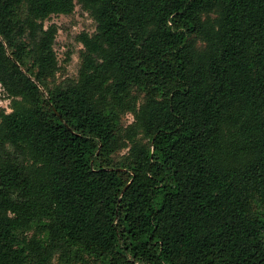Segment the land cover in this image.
<instances>
[{"label":"trees","instance_id":"16d2710c","mask_svg":"<svg viewBox=\"0 0 264 264\" xmlns=\"http://www.w3.org/2000/svg\"><path fill=\"white\" fill-rule=\"evenodd\" d=\"M0 84V264H264V0H0Z\"/></svg>","mask_w":264,"mask_h":264},{"label":"rangeland","instance_id":"374dc122","mask_svg":"<svg viewBox=\"0 0 264 264\" xmlns=\"http://www.w3.org/2000/svg\"><path fill=\"white\" fill-rule=\"evenodd\" d=\"M45 24H56L58 26V34L55 44V49L59 57L60 70L57 72L55 78L50 82V85L65 83L67 80H73L78 77L79 69L81 67V50L83 45L77 40V36L83 32L93 33L96 29V23L87 11H84L79 4H77L75 11L71 15H52ZM46 92V89L43 88ZM11 100L6 97L0 86V107L5 108L6 111H11ZM134 121L132 113H127L122 116V126L128 127ZM142 137V134L140 135ZM148 140L145 139V142ZM127 149L114 155V159L119 161ZM53 264H61L56 258ZM71 264H101L99 261L86 256L83 262H72Z\"/></svg>","mask_w":264,"mask_h":264},{"label":"built area","instance_id":"2783aa9c","mask_svg":"<svg viewBox=\"0 0 264 264\" xmlns=\"http://www.w3.org/2000/svg\"><path fill=\"white\" fill-rule=\"evenodd\" d=\"M0 86H1V84H0ZM2 87V86H1ZM2 90H3V88H2Z\"/></svg>","mask_w":264,"mask_h":264}]
</instances>
